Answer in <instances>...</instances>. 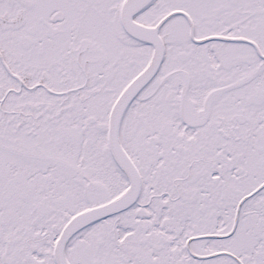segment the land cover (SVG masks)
<instances>
[{"label": "snow or ice", "instance_id": "snow-or-ice-1", "mask_svg": "<svg viewBox=\"0 0 264 264\" xmlns=\"http://www.w3.org/2000/svg\"><path fill=\"white\" fill-rule=\"evenodd\" d=\"M0 264H264V0H0Z\"/></svg>", "mask_w": 264, "mask_h": 264}]
</instances>
